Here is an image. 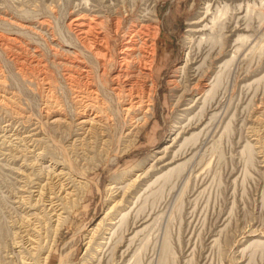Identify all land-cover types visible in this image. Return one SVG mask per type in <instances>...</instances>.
<instances>
[{
	"label": "rangeland",
	"instance_id": "1",
	"mask_svg": "<svg viewBox=\"0 0 264 264\" xmlns=\"http://www.w3.org/2000/svg\"><path fill=\"white\" fill-rule=\"evenodd\" d=\"M133 27L155 57L118 119ZM59 172L56 221L36 192ZM30 213L29 264H264V0H0V264Z\"/></svg>",
	"mask_w": 264,
	"mask_h": 264
},
{
	"label": "bare ground",
	"instance_id": "2",
	"mask_svg": "<svg viewBox=\"0 0 264 264\" xmlns=\"http://www.w3.org/2000/svg\"><path fill=\"white\" fill-rule=\"evenodd\" d=\"M89 22L87 23L85 21H82V22H78L75 25V26H77L79 32L83 34L82 36H84V35L86 36L87 34H89V32H86L87 29L90 30V28H91L90 27L91 25L89 24ZM91 29H93V28H91ZM133 29H134L133 32H135V34L129 35L130 37L128 39L126 38L127 40L125 41L123 47L120 49V54L119 55L117 54L119 56V58H118L119 59V61H118L119 72L116 75L115 80H113L114 83L117 84V86L111 89V91L114 93V95L118 101V103H117L118 105L120 104V102H123L124 99L128 100L130 103L129 107L123 108L121 110V112L120 111L116 112L117 110L115 109L116 111L113 114L118 119L120 116L121 117L123 116L122 112L124 113L125 117H129L130 115H132L134 113L133 109L135 110L137 106L139 108V106H140L139 104H141V102H136V101L138 99H140L138 97L139 94H143L142 93L143 91L141 90L142 88H141L140 83L144 82L148 77H150V74H148V73L149 72L151 73L152 68H153V63H154L155 47L149 45L150 44L149 40H151V38L148 39L149 36H146V34H145V31L150 30V28L144 29L143 27H141L139 30H137L136 27H133ZM92 33H94L93 30H92ZM90 35H92V34L90 33ZM143 35H145L146 38H143ZM104 39L99 38V37H94L92 35V36L87 38L86 44L89 46L90 51L91 50L94 51L93 55H95L96 60L99 59L100 61L103 60L104 63L107 61L106 63L112 64L111 59L106 60L105 52H104V55L101 53L102 48H103V50H107L106 45H105L106 49L101 46ZM153 47H154V50H153ZM82 48H84V47H82ZM150 49L153 50L151 53H150ZM106 65H105L104 69L107 68ZM104 71L105 72L102 71L103 72V74H102L103 80L101 79L98 82L100 84L99 86L103 90L107 89L106 74H108V72L106 70H104ZM139 74H142L141 78H139ZM121 79L123 80V82H121ZM120 82L123 84H126V90L120 86V84H121ZM77 93H78V91H77ZM90 110H92V108H90L89 106H84L81 110L82 111L81 114L83 113L86 116V115H88L87 113ZM95 111L96 112L93 115V119L99 118V116H100V111H97V110H95ZM92 113H94V112H92ZM131 119L135 120V118H133V117ZM136 119H138V118H136ZM88 122L89 121L84 120L81 122V124L87 125ZM63 179H64V176H62L61 172L56 173V174H51V176H48L47 182L42 187L40 186L41 187L40 191L36 192L38 194L37 195L38 198L36 199L38 201H36V202L37 203L42 202L44 204V206L46 207L44 209V211L46 212L47 219L53 218V219H56V221L59 220L61 217L60 211L62 210V208L59 209V207L61 206V204H59V202L61 200H67L68 196L71 195L68 192V190L65 188L66 186L64 185V183L61 182ZM67 183H66V185H67ZM53 186H56L55 190H54ZM37 196H35V197H37ZM55 197H58V199H55ZM39 215H40V213H39ZM39 215L38 214H31L30 220H27L25 222L22 221L23 223H25L24 225L20 224L21 236L20 237L18 236V238H16V240L14 242L15 243L14 249H17V251H18L16 254L19 255L21 264H29L30 258H32V256L35 254V252L38 253V251H39L40 240H39V237H37V235L35 233H38L36 231V229L38 231L41 230L40 228H41L42 222L43 223L45 222L44 221L45 216L38 218ZM47 224H49V223H47ZM14 237H16V236H14ZM12 244H13V242H12ZM23 252H25L27 254V256L30 258H27L25 253H23ZM23 254L25 255L24 257H23ZM48 256L49 255H47V257L43 258V263H45V264L47 263V260H49ZM14 258H15V260H17L16 258H18V257L15 256ZM20 263L18 262V264H20ZM15 264H16V262H15ZM60 264H64L63 259L61 260Z\"/></svg>",
	"mask_w": 264,
	"mask_h": 264
}]
</instances>
